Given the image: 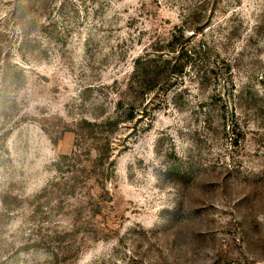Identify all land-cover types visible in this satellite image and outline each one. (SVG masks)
<instances>
[{
    "label": "rangeland",
    "instance_id": "rangeland-1",
    "mask_svg": "<svg viewBox=\"0 0 264 264\" xmlns=\"http://www.w3.org/2000/svg\"><path fill=\"white\" fill-rule=\"evenodd\" d=\"M0 264H264V0H0Z\"/></svg>",
    "mask_w": 264,
    "mask_h": 264
},
{
    "label": "trees",
    "instance_id": "trees-1",
    "mask_svg": "<svg viewBox=\"0 0 264 264\" xmlns=\"http://www.w3.org/2000/svg\"><path fill=\"white\" fill-rule=\"evenodd\" d=\"M176 36L173 37V39L175 40ZM142 59L139 60V64L141 62ZM166 63L169 64V61H167ZM141 68L137 67L136 70L138 72V74L140 75L139 77V83L138 86L140 88V91L146 92L149 91L153 88V86L155 85V83H157V81L160 78L159 73L157 72H153L151 71V62L149 61H145L143 62V64H141ZM122 103L120 102L118 103V108L120 109L122 107ZM133 115H130V118H132ZM120 123V119H114V118H107L105 120L102 121H95V122H89L87 120H82L81 121V125L87 126V130L96 133H100V134H104L105 132H110L113 133L118 125ZM110 140H106L104 139L103 142V146L102 148H98L96 151L97 154V158H96V162H100L101 164H104L105 160H109V153H110ZM63 159L66 158V156L62 157ZM58 167L60 170H62L60 168V164H58Z\"/></svg>",
    "mask_w": 264,
    "mask_h": 264
}]
</instances>
